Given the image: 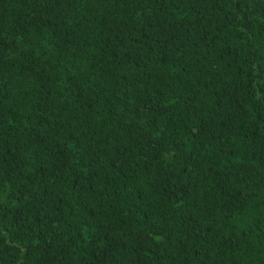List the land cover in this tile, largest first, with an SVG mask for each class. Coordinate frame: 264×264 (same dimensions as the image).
Wrapping results in <instances>:
<instances>
[{
  "label": "trees",
  "instance_id": "obj_1",
  "mask_svg": "<svg viewBox=\"0 0 264 264\" xmlns=\"http://www.w3.org/2000/svg\"><path fill=\"white\" fill-rule=\"evenodd\" d=\"M0 264H264V0H0Z\"/></svg>",
  "mask_w": 264,
  "mask_h": 264
}]
</instances>
